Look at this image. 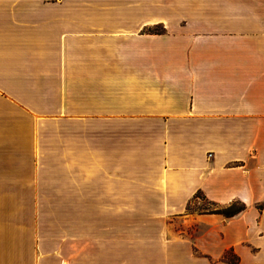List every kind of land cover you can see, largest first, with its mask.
I'll return each instance as SVG.
<instances>
[{"label": "crops", "instance_id": "1", "mask_svg": "<svg viewBox=\"0 0 264 264\" xmlns=\"http://www.w3.org/2000/svg\"><path fill=\"white\" fill-rule=\"evenodd\" d=\"M198 193L246 206L214 249L264 264V0H0V264H230L59 256L38 226L41 205Z\"/></svg>", "mask_w": 264, "mask_h": 264}, {"label": "rangeland", "instance_id": "2", "mask_svg": "<svg viewBox=\"0 0 264 264\" xmlns=\"http://www.w3.org/2000/svg\"><path fill=\"white\" fill-rule=\"evenodd\" d=\"M156 27L152 32H159ZM91 183V182H90ZM87 184V182H86ZM54 188V195L60 194ZM86 201H91L92 187L86 186ZM38 226L52 234L42 237L54 248L73 245L69 251H54L55 255L76 258L75 246L85 245V255L92 254V246L100 247L98 253L108 256L114 244L132 247L136 259H220L230 264L238 257L231 249L218 252L222 242V229L227 221L237 217L246 206L240 202L216 204L198 193L185 205L182 213L161 204H94L83 205L53 203L41 205ZM233 217L225 214L237 213ZM207 219V220H204ZM63 233V234H62ZM210 248V251H204ZM214 249V250H212Z\"/></svg>", "mask_w": 264, "mask_h": 264}, {"label": "trees", "instance_id": "3", "mask_svg": "<svg viewBox=\"0 0 264 264\" xmlns=\"http://www.w3.org/2000/svg\"><path fill=\"white\" fill-rule=\"evenodd\" d=\"M150 32H152V30H150ZM244 210V207H242V209L241 210H239L237 213H229V215L228 214H225V216L226 217H233V216H235V215H237V214H239L241 211H243Z\"/></svg>", "mask_w": 264, "mask_h": 264}]
</instances>
